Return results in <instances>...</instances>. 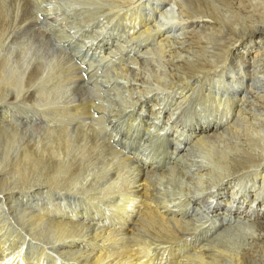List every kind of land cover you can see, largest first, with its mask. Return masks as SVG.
<instances>
[{
  "label": "rangeland",
  "instance_id": "374dc122",
  "mask_svg": "<svg viewBox=\"0 0 264 264\" xmlns=\"http://www.w3.org/2000/svg\"><path fill=\"white\" fill-rule=\"evenodd\" d=\"M26 1L0 0V94L6 95L5 99L0 102V127L9 130L7 134L0 132V170L12 171L14 165L27 156H32L38 160L41 165L40 169L30 171L21 168V174H32L30 185H33L39 179H47L53 188H44L42 196H38L37 199L26 197L34 190L26 191L22 189V191L16 190L12 193L8 191L4 194L7 195L6 197L11 195L17 198H14V202H11L10 205L2 202L1 197L3 198V196L0 195V228H3L1 234H9L12 237L11 239H16L15 252L28 253V256L34 255L31 260L34 261L33 264L36 261L35 255L38 254L39 257L42 256V261L46 264H69L74 262V260H68L71 258L69 255L62 257L56 251L54 252L52 245L55 243L49 242L48 244L44 242L47 241L44 237L46 235L42 236L43 241L33 238L31 242L26 237L28 236V226L25 225V219L28 220L31 215L35 214L61 212L71 221L78 218L77 214L82 215L83 213L85 214L82 215L85 218V224H88L90 217H95L97 214L102 215L98 216V219L108 217V219H105L111 222L110 218L112 217L103 214L107 213H105V210H111L106 205L110 204L112 200H116L113 196L111 198L110 195H107L105 190H113L115 187L116 191L113 192L117 195L120 194L119 191H123L122 194L130 192L135 176L143 172V167L146 168L153 163L157 170L149 173H153L150 174L153 176L151 178L153 184L159 187V189L156 188V193L159 195L165 194L159 196L164 199L162 203H179V201L188 200L187 198L198 200L197 205L199 203L200 206L196 205L189 208L192 209L190 217H192V214L195 216L194 225L189 227L190 229L180 239L191 242L200 237V234L204 231L203 229L209 228L206 226L210 224L213 226V221L217 219L214 217L215 214H212V210V213H210L208 206H216L213 196L219 186L214 181L215 176L213 177L212 171L216 170L215 158H217L218 149L223 150L225 147L231 146L230 144H233V141L237 138L238 140L243 138L242 141L257 140L264 146V126H262L264 125L262 120L264 119V48L248 49V55L246 54L247 57L242 61L243 63L239 62L236 56L233 55L227 60L228 62H225V65L222 63L218 68H214L208 73V80L203 79L206 76L205 73V75L200 74L198 79L190 80L186 84L187 87L189 86L188 89H184L183 84H181V90L189 91L191 97L187 98L185 100L187 102L184 101L182 107H179L173 113V115L175 114L174 120L178 117L175 121L179 122L162 125L164 123L161 119L159 122L156 120L154 121L156 123L152 124L150 113H140L138 107H133L135 102L133 98L137 99L140 96L138 93H141L145 87L146 90L151 89L154 97L160 96L161 101L168 97L170 91L167 90V83L164 84L166 73L164 72V63L158 66L160 58L165 63L174 55H176L175 61L183 64L206 63V58L208 61H213L208 53L206 57L198 52L197 49L200 45L194 43L196 41L191 35L196 27L193 28L190 25H196L197 23L198 26L200 25L199 21L202 20L193 19L188 22V18H184L178 11L179 7L168 0H129V2H122L119 5L112 4L108 0H96L99 1L98 4L95 0L91 3L89 0H30L29 8H25V5H28L25 3ZM101 1L105 2V6L102 7ZM92 3L98 5V7L96 5L94 7L101 8L102 12H98V9H90ZM26 13H31L32 25L26 23V20L30 19L29 16L22 22ZM108 14L112 17H108ZM34 16L36 17L35 22ZM60 18H62V21L65 18L66 21L61 22ZM134 26L136 28L132 32ZM147 27L152 28L151 35L141 37L142 40L137 39L136 43L131 40L136 34L145 31ZM162 32L163 35H161ZM151 36L155 39H151ZM162 39H166L168 42L161 43ZM91 40L93 42H89ZM87 41V47L85 48V42ZM146 41L148 45H152L153 54H149L150 57H148L149 55L140 56L138 50L133 51L140 43L143 44ZM93 43H95V46L101 44L104 51L102 50V53L91 51L88 46ZM162 44H165V46H162ZM98 46L97 49L95 48L96 50H98ZM155 47L158 49L166 48V54H163L165 57L160 56L158 49L155 50ZM112 51L113 54L108 55ZM208 52L210 54L213 50L208 49ZM131 63L132 65H130ZM39 67L41 70L38 69ZM66 67L74 75L77 74L73 68H79L78 73L82 79L78 82L76 80L72 82L66 80L62 73ZM125 69L129 70L127 75ZM167 70V76L170 75L171 78L176 76L174 74H177V72L173 71L174 67L172 65H169ZM33 72L38 73L39 76L29 88L26 83ZM158 72L159 74H157ZM147 78L150 81L146 80ZM200 80L203 81L199 83ZM158 89L160 91L162 89V91L160 92ZM129 98H132L131 101H129ZM84 100L91 103L86 121L72 115L77 104ZM130 105L133 107L131 108L133 112L129 109ZM118 111L121 112L120 115ZM227 111L232 117L235 114L242 121L241 126L238 123L235 126L234 123L231 125L234 132L231 131L232 129L230 130V127H226V130L221 129L222 127L218 128V133L223 135L221 142L217 140L218 143L214 140L211 144L210 141L209 146L204 147L205 149L202 148L203 151L208 150L207 152L204 151L205 154L203 151L193 150L195 153L188 157V161L177 157L178 153L173 154L170 134L172 128H176L173 126L177 125L179 127L184 121L187 123V128L194 129L200 123L202 124L204 120L211 119L212 122L219 120L221 116L228 113ZM132 113L133 115H131ZM132 117L134 118L132 119ZM134 119L136 122H134ZM142 120H146L145 123L148 125L141 123ZM250 123L258 127L257 137L249 136L245 131L250 128ZM79 129H82V135H84L83 130L92 131L91 135L96 134L99 140L109 149L111 148L114 152H117L119 157L116 159L105 155L103 157L101 156L103 154L99 153L97 149L96 151L91 150L90 153L83 139L79 140L81 134ZM250 129L253 130V128ZM63 130L67 132V135L61 134ZM243 131L244 136L241 134ZM187 134L189 133H185L184 139L188 138L186 137ZM85 140L89 142L91 147H94L91 140L87 138ZM193 157H195V160ZM117 159L129 161L130 166L128 169L122 168L119 179L114 182V176L107 175V173L114 172L113 165L118 163ZM191 160H194L195 163ZM262 164L253 166L254 168L251 167L249 171L245 170V172L243 170V172H240V175L244 174L243 176H246V178L238 187L237 198L239 202L244 200L247 203L252 198L257 199L255 208L249 207L246 209L247 215L250 214L253 217L259 214V208L257 210L256 207L264 204V161ZM193 169L195 170L194 173ZM163 172H166L165 178L161 179L163 176L160 175L155 177V175ZM187 175L189 178H187ZM16 176L18 174L8 177V179L13 181L15 179L13 177ZM203 177L206 180L203 181ZM188 183L190 185H187ZM13 186L20 189L21 186H24V183H13ZM184 187L189 188L188 191ZM192 187L193 190H190ZM187 195L190 196L187 197ZM206 196L208 197L206 198ZM210 197L214 200L211 204L210 202L213 200ZM101 200L104 201V204ZM203 201H205L204 204ZM105 202H107L106 205ZM239 202L231 200L232 204L230 207L225 208L227 210L225 214L233 212L235 208L232 207H236V204L237 207H241ZM244 207L247 206L244 205ZM263 213L264 210L261 208L260 214ZM241 220H233L232 225H224L222 228L217 226L214 231V227H211L209 236L214 234L213 238L217 240V244L225 251L238 255L244 260V264H246L245 261L247 264H264V220L257 224L253 221L246 223L244 218ZM79 221L77 220L75 223ZM21 222L22 224H20ZM96 222L99 223V226L102 225L99 220ZM227 222H229V219ZM135 235L137 237L141 236L140 234L138 236L137 233ZM135 235L129 233L121 236L126 238L127 236L135 237ZM141 238H145L144 241L147 244L153 243V240L156 239L153 237L151 239L148 233L143 234ZM193 243V245L199 244ZM151 247L152 252L150 254H153L156 251L154 245ZM73 249L78 250L79 247ZM228 260L227 257H223L221 264H232Z\"/></svg>",
  "mask_w": 264,
  "mask_h": 264
},
{
  "label": "bare ground",
  "instance_id": "6f19581e",
  "mask_svg": "<svg viewBox=\"0 0 264 264\" xmlns=\"http://www.w3.org/2000/svg\"><path fill=\"white\" fill-rule=\"evenodd\" d=\"M89 1L91 3L94 0H89ZM168 1L179 7L178 11H180V14H182L184 18H188V22L189 20H193V19L202 20V21L198 20L200 22V25L198 26H197V23L196 25L195 24L190 25V27H193V28L196 27L193 29V34L191 35L196 41L194 43H199L200 45L197 49L198 52L202 53L206 57H207L206 54L208 53V55H210V58L213 61H208L206 58L205 59L206 63L183 64L181 62H176L175 61L176 55H174L167 63H165L164 61H161V58H160V60L158 61L159 62L158 66L164 63V72L166 73H165V78L164 77L163 78L165 79L164 84L166 85L167 83L166 85L167 90L170 91L168 94V97L167 98L165 97L163 101H161L162 99L159 98L160 96L154 97L151 89L146 90V87H145V89L142 88L143 91L141 93L137 92L138 94H140L139 97L137 96L138 97L137 99L133 98V100L135 101V102L133 101L134 102L133 107L134 108L138 107L139 108L138 111L140 113H145V114L150 113V117H151L150 120L152 121V124L156 123L154 121L157 120L159 122V120L162 119L164 123L162 125H169L171 123L179 122V121H175L178 119V117L174 120L175 114L173 115V113L176 109H178L179 107H182L181 106L182 103L187 98L191 97L189 95V91L185 92L186 90L185 91L181 90L180 88L181 84H183V86L182 85L181 86L184 87V89H188L189 86L187 87L186 84L189 83L190 80L198 79L200 78L199 75L204 74V73L206 74V76H204L203 79L208 80L209 75L207 74L210 73L214 68H218L220 64L223 63L225 65V62L233 55L236 56L239 62H242L245 60V58L248 55L247 54L248 49L264 48V0H168ZM98 2L99 1H96L97 4ZM108 2H111L112 4H115V5H119L122 2H129V0H108ZM25 3H27L28 5H25ZM25 3H24L25 8H29L30 0H27ZM104 3H105L104 1H101L100 4L102 5V7ZM94 5L96 4L92 3V5H90L92 8H90L89 6L88 7L92 10L98 9L97 10L98 12H102L101 8L100 9L97 8L98 5H96L97 6L96 8L94 7ZM28 16L30 19L26 20ZM109 16L111 15L108 14V17ZM31 19H32L31 13H26L22 22L26 20V23L32 25ZM60 19H61V22L65 20V18L63 21H62V18ZM35 21H36V17L34 16V22ZM135 28L136 27L134 26L132 29V32L135 31ZM151 29L152 28L147 27L145 31L140 32L138 35L136 34V36L133 37L131 40H133L136 43L137 39H141V37L144 38L145 35H148V36L151 35V31H152ZM161 35H163V32ZM152 38L153 37L151 36V39ZM164 41L168 42V40L162 39L161 43L162 42L164 43ZM89 42H93V41L91 40ZM86 43H88V41L85 42V44ZM143 45H145V47H143ZM94 46H95V43L91 44L88 47L91 51H96V52L99 51V53H102L103 47L101 44H99V46L97 45L98 50H96L97 46L95 47ZM138 46H140V48H138ZM138 46L133 51L138 50V54H140V56L153 54L152 53L153 49L151 48L152 45L151 44L148 45L147 41L143 44L140 43V45ZM162 46H165V44H162ZM86 47H87V44L85 45V48ZM157 49L158 48L155 47V50ZM165 49H158L160 56L162 57L164 56L163 54L165 53ZM208 49H212L213 52H210L209 54ZM111 54H113V51L109 53L108 55H111ZM150 56L151 55H149L148 57ZM156 58L158 59V57ZM130 65H132V63ZM169 65H172L174 67L173 71L177 72V74H174L176 75L174 78H171L170 75L167 76L168 74L167 67H169ZM161 66L163 67V65ZM38 69L41 70L40 67ZM73 70L76 72L77 75H74L73 72H71L67 67L65 68V70L62 72L65 79L70 82L74 80H76L77 82L80 81L82 78L78 73L79 68H73ZM125 71L127 75V73H129L127 71L129 70L125 69ZM157 74H159V72ZM38 76L39 75L36 72L31 73L26 85H28L30 88L31 85L34 83V81L38 78ZM146 80H148V78ZM160 80H163V79L160 78ZM202 81L203 80H200L199 83ZM155 86L157 85L155 84ZM157 87L159 88V86ZM138 91L140 92L139 89ZM5 97L6 95L0 94V102H2L5 99ZM131 99L129 101H131ZM186 102L187 101H185V103ZM90 105L91 103L88 100L79 102V104H77V106L74 108V113L72 115L73 116L76 115V117H78L79 119L82 118V119H85L86 121L87 119L86 117L89 116ZM125 106L127 107V104ZM133 107H131L130 105L129 109L131 110V108ZM120 111H118L119 115L121 113ZM131 111L133 112V110ZM131 115H133V113ZM133 118L134 117H132V119ZM136 120L134 119V122H136ZM262 120L264 121V119ZM145 121L146 120H142L141 123L147 126L148 124L145 123ZM198 122L200 123L201 121H198ZM241 122L242 121L239 119L238 116L234 114L232 117L229 112L221 116L219 120L214 121V122H212L211 119L204 120L202 124L200 123L194 129H192L191 127L187 128V123L183 121L180 124L181 126L179 127H177V125L173 126V127H176L177 129L172 128L173 130L170 133L172 137L171 144H172L173 154L178 153L177 157H179L180 159H183L184 161H188V157L191 156V154L194 155L195 153V151L193 152V150L197 149V151L198 150L203 151L202 148L209 146L210 141L212 142L214 140L215 141L221 140L223 135L221 133H218L219 131L218 128L222 127L221 129L226 130L227 129L226 127L228 128L230 127V130H231L233 128V127L231 128V125L233 123H234L233 124L234 126L236 123H238V125L241 126L242 125ZM243 123L245 124V121ZM250 128H253V130H251ZM250 128L245 130L247 134H249V136L252 135L253 137L254 136L257 137L258 127H256L254 124L253 125L251 124ZM84 129L86 128L84 127ZM233 129L231 131H233ZM83 131H84V135H82L83 134L82 129H79V133H81L79 135V140L81 141V139H83V142L85 146L87 147V149L89 148L88 151H90V153H91V150L96 151L97 149L99 153L101 152L103 154L101 155L103 157L105 156L111 157L112 159H116L117 157H119L117 152H114L111 148L109 149L104 143H102V141L99 140L96 134L91 135L93 133L92 131H89V130H83ZM0 132L7 134L9 133V130L4 127H0ZM186 132L189 133L187 134L188 136H186L188 138L184 139V135ZM66 133L67 132L65 130L61 131V134L64 136L67 135ZM243 133L244 131L241 133L242 136H244ZM85 138H87L88 140H91V142L94 143V147H91V145H89V142L86 141ZM224 139L226 140L227 137ZM242 139L238 140L237 138L236 140L233 141L234 142L233 144H230L231 146H227L223 150L218 149L217 158H215L216 170L212 169L213 177L215 176L214 181H216L219 186L218 189L214 192L215 195L214 196L212 195L214 197L213 199L216 201V206L215 207L208 206L209 207L208 210L210 211V213L213 212L212 214H215L214 217L217 219L213 221L214 222L213 226H211V224L209 226H206L209 228L203 229L204 231L200 234V237H198L194 241L188 242L187 240H183L182 238L180 239V237L185 235V232L190 229L189 227L194 225L195 216L192 214V217H190L192 209L190 210L189 208H191V206L195 207L197 205L198 200H196V198L195 200L187 198L188 200L179 201V203H171V202H169V204L162 203L164 199L163 197H159V196L160 195L163 196L165 194L159 195L158 193H156V188L158 187V185L156 187L153 184V181L151 179L153 178V176L150 175L153 173H149V172H153L154 170H157L156 167H154L155 165L153 163L146 168L143 167L142 173L140 174L136 173L137 175L135 176V179L132 183L130 192H127L126 194H122L123 191L122 192L119 191L120 194L117 195L115 192H113V191H116L115 187L113 188V190L112 189L105 190V192L107 191V195H110V197L113 196L114 200H116V201L112 200V202L107 205H106L107 202H105L106 207H108V209L111 208V210L109 211L105 210V213L106 212L107 213L103 215L105 216L109 215V217H112L110 218L111 222H108V220L105 219V218L108 219V217H105V218L101 217L98 219V216H102L98 214L95 217H90L91 219L88 222V224H85L84 222L85 218L82 217V215H85V214L83 213L82 215L77 214L76 216L78 218L76 220L73 219V221H71L70 219H68L67 217L63 215L64 213L62 214L61 212H58V213L51 214L49 212H46L41 215H37V214L31 215L28 220L25 219V223H26L25 225L28 226L27 227L28 236L26 237H28L30 240L34 238L36 240L43 241L41 238L43 235H46L44 237L47 239V241H44V242L48 244L49 242L50 243L54 242L55 244L52 245L54 252L56 251V253H59L60 255H62V257L63 256L65 257V255L67 256L69 255V257L71 258H69L68 260H74V262H71L69 264H221L223 257H227V259H229L230 262H232V264L233 262L237 264H244V260L240 258L238 255L237 256L233 255L225 251L224 249H222L221 246L217 244V240L213 238L214 234H211L209 236L211 227H214L213 228V231H214L217 226L218 228H222L224 227V225H228V224L232 225L231 223L233 220L242 221L241 219L244 218V222L249 223V221L250 222L253 221L255 224L259 223L261 220H264V216H262L264 215V213L260 214L261 208L264 210L263 208L264 204L259 205V207H256L257 210L259 208L258 210L259 214H257L258 216L255 214L256 216L253 217V216H250V214L247 215L248 212L246 211V209L249 207L255 208L257 199L252 198L251 201L247 203L244 200L239 202L237 198L238 190H239L238 187L241 184V182H243V180L246 178V176H243L244 174L241 173L242 175H240V172L241 171L243 172V170L249 171L251 167L257 166L258 164H262V162L264 161V146L257 140L242 141ZM211 144H213V142ZM204 151L203 153L205 154V152H207L208 150H206L205 152ZM203 153L202 155L204 156ZM208 153L210 154L211 152H208ZM194 158L195 157H193V159ZM194 160H191V161L194 162ZM207 161H210V160H207ZM128 162L125 159H119L118 163L113 165L114 172H111V173H113L114 175H112L110 172H109L110 174L107 173V175L114 176L115 178L114 182H116L121 175L122 168L128 169V167L130 166ZM40 166L41 165L39 164L38 160H36L32 156H27L24 160L14 165L12 171H7L6 169L0 170V195L3 196V198L1 197V201L5 202V204L7 205H10L11 202H14V200L17 199L15 197H12L11 195H8L9 197H6L7 195H4V194H6V192L8 191L12 193L16 190L22 191V189L26 191L34 190L31 193L29 191L30 194H28V196L26 197L27 198L30 197L31 199H34V198L37 199L38 196H42L44 188H47V189L53 188L52 184L48 183L47 179L46 180L39 179L35 181L33 185H30L32 181V177H33L32 174L30 173L21 174V171H20L21 168L28 169L30 171H38L40 169ZM166 172L157 174L155 175V177L160 175V176H163L161 178L163 179L166 177L165 175ZM182 172L183 171L181 170V173ZM194 172L195 170L193 171V173ZM17 174L18 176L13 177L15 178L13 181H11V179H8V177H11ZM187 178H189V176ZM203 178H204L203 181L206 180L205 177ZM163 181L161 182L163 183ZM21 182L24 183V186H21L20 189H17L16 187L13 186V183H21ZM189 183L187 185H190ZM193 187L190 190H193ZM186 189L187 188H185V190ZM188 196L190 195H187V197ZM195 196H198V195L195 194ZM207 197L208 196H206V198ZM213 199L211 198V200ZM214 200L211 201L210 204L213 203ZM231 200H237L239 204L241 203L240 204L241 207H237L238 205L236 204V207H232V208H235L233 212L231 211V213L225 214L227 211L225 210V208L230 207V205L232 204ZM205 201H203V204ZM101 202H103L104 204V201L101 200ZM193 202H196V203L193 204ZM244 205L247 207L245 208ZM197 206H200V204L198 203ZM173 207H176L178 209H174ZM179 207H183V208H179ZM10 208L12 209L13 207L11 206ZM243 208L245 209L242 210ZM257 210L255 209L256 213H257ZM99 212L100 211L98 210V213ZM245 213L246 215H244ZM228 219H229V222H227ZM77 220H80V221L78 223H75L77 222ZM97 220H99L100 224H102L101 225L102 227L99 226V223L96 222ZM93 221L94 223L92 224ZM20 224H22V222ZM24 228H26V226H24ZM1 231H3V228H0V264H33L34 261L32 262L31 260L34 255L28 256V253L22 254L20 251L15 252L16 248H14L15 247L14 244L16 243L15 242L16 239L14 238L11 239L12 237L9 234H6V233L1 234ZM18 233L20 232L18 231ZM129 233L130 234L132 233L134 235L137 233L138 236L139 234L141 235V233L143 234L148 233L150 235V238L153 237L156 239L153 240V243L147 244L146 241H144L145 238H141V236L143 237V234L140 237H137L136 235L135 237L127 236L126 238L121 236V235H124V236L128 235ZM8 241H10V243H8ZM193 242H196L199 244L193 245L194 244ZM152 245H154V249L156 252L153 254H150V252H152L151 251ZM160 245H163V246H160ZM74 247H79V249L78 250L73 249ZM166 253L168 254L166 255ZM38 255H35L36 256L35 264H46L45 262L42 261V256L39 257ZM181 259H184V260L182 261ZM245 263L247 264L246 261ZM52 264H57V263H52Z\"/></svg>",
  "mask_w": 264,
  "mask_h": 264
}]
</instances>
